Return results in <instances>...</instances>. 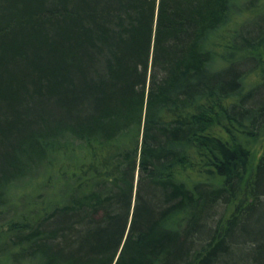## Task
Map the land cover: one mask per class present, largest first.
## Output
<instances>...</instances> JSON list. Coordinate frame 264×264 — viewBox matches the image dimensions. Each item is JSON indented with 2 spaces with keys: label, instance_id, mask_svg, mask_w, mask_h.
Here are the masks:
<instances>
[{
  "label": "trees",
  "instance_id": "16d2710c",
  "mask_svg": "<svg viewBox=\"0 0 264 264\" xmlns=\"http://www.w3.org/2000/svg\"><path fill=\"white\" fill-rule=\"evenodd\" d=\"M263 8L0 0V264H264Z\"/></svg>",
  "mask_w": 264,
  "mask_h": 264
},
{
  "label": "rangeland",
  "instance_id": "374dc122",
  "mask_svg": "<svg viewBox=\"0 0 264 264\" xmlns=\"http://www.w3.org/2000/svg\"><path fill=\"white\" fill-rule=\"evenodd\" d=\"M264 9V8H263ZM264 28V10H261L259 13H257V15H255L253 18H251L250 21H248L244 26L243 29L245 30L244 33L248 36H254L257 33V30H261ZM246 31H250L249 33H247ZM241 251V250H240ZM242 253V251L240 252V254ZM238 254L239 251L234 250L233 254H231L225 261V263L223 264H230L233 262H237L238 261ZM242 264V263H240Z\"/></svg>",
  "mask_w": 264,
  "mask_h": 264
}]
</instances>
